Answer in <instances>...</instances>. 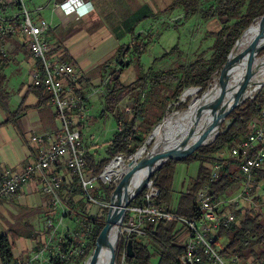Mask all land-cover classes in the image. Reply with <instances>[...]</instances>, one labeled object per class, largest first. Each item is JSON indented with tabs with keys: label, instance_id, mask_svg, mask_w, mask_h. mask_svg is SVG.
I'll return each instance as SVG.
<instances>
[{
	"label": "trees",
	"instance_id": "1",
	"mask_svg": "<svg viewBox=\"0 0 264 264\" xmlns=\"http://www.w3.org/2000/svg\"><path fill=\"white\" fill-rule=\"evenodd\" d=\"M204 4H208V7L203 8ZM171 7V11L182 9L185 19L200 14L202 19L206 21L220 20L223 23L222 28L209 34L214 42L199 59L182 65L176 70L160 71L153 74L146 73L131 84H124L121 80L124 70L131 65V60L124 63L120 59L126 58L131 52L135 54L137 59H141L144 50L148 48V43L143 41V46L135 43V46L132 47L121 45L118 48L117 57L120 64H118V69L112 72L114 78L105 97V111L112 114L119 130L110 141L106 156L103 159L99 160L95 152L86 153L85 159L88 170L94 176L102 174L106 165L118 156H134L145 145L153 127L164 119L166 113L173 110L168 108L172 103H178V106L175 107L177 111L186 109L190 100L180 102V97L184 91L193 87L199 88V96L203 97L213 82L215 74L223 71L230 52L239 38L253 23L264 17V0H174ZM156 17L155 12L150 11L149 14L135 20V25L129 32L130 37L133 40H142L141 36L136 34L137 25L149 19H157ZM177 49L175 46L161 58L172 55ZM208 53H210L209 57H207ZM263 54L264 50L260 55ZM4 59L2 58L0 63ZM70 64L73 65V63ZM103 68H106V65ZM36 88L40 90L42 95H45L43 88ZM83 89L79 92L81 96H84ZM128 97L134 98L131 106L132 114L130 112L132 117L128 116L130 114H126L128 109L121 106ZM154 109L158 111L155 113ZM263 109L264 87L254 99L247 100L242 106L229 112L226 119L230 124L222 125L218 137L212 144L188 154L182 160H170L166 163L151 179L160 190L158 205L179 218L191 221L200 215L197 195L206 184H210L209 196L215 204L222 198L240 192L247 180L241 173L242 161L239 158L228 157L225 152H230L239 141L250 134V124L259 119ZM22 112L23 110L17 111L15 116ZM153 140H156L157 144L158 139L153 138ZM194 163L199 164L196 176L190 179L186 190L180 192L178 199H175L174 183L178 165L189 166ZM215 165L220 167L219 176L216 181L210 182L211 172ZM253 182H255L253 193L258 195V187L264 185V168L253 173ZM117 187L118 185L115 183L107 185L100 182V191L96 196L110 203L112 194ZM143 195L144 193L135 199L130 207L141 205ZM255 202L264 208L259 196H256ZM108 210V207L105 208V214L102 216L87 214L82 218L84 225L81 230L83 235H86L88 228L92 226V235L87 239L88 243L83 248V256L70 257L64 262L56 259L54 263L85 264L92 255L96 240L105 226ZM259 212L260 210L252 209L242 216L239 211H236L237 217L241 218L240 222L231 225L229 228L222 227L220 229L219 242L227 240V244L223 245L224 254L235 256L245 264H264V220L260 218ZM83 213L86 212L83 211ZM128 220L127 212L125 223ZM186 227L183 222L176 219L164 221L157 225L147 224L144 227L143 236L134 234L129 238V242H132L134 256L131 258L127 254L125 262L127 264H151L153 257L158 256V264H179V257L185 249L182 234ZM141 238H146L148 242H142ZM73 243L75 247L80 246L78 241ZM65 247V245H61V249H65ZM123 250L124 239L121 238L116 250V259L119 263L122 261ZM249 256L252 257V261L248 259ZM0 258L3 264H18L13 257L12 245L7 236L0 238Z\"/></svg>",
	"mask_w": 264,
	"mask_h": 264
},
{
	"label": "crops",
	"instance_id": "2",
	"mask_svg": "<svg viewBox=\"0 0 264 264\" xmlns=\"http://www.w3.org/2000/svg\"><path fill=\"white\" fill-rule=\"evenodd\" d=\"M83 2L89 3L82 10H91L84 16L66 15L62 10L48 13L51 28L46 39L51 44L50 54L56 61L73 63L83 73V79L87 83L108 89L114 78L112 72L118 69L121 61L117 57L118 48L121 45L133 46L129 32L135 25V20L153 9L150 0ZM8 10L9 17L17 15L15 7H9ZM40 11L41 9L37 14L42 18ZM160 17L163 18V15L137 25L136 34L141 36L142 41H147L144 36L149 37L147 32L152 27L157 30L160 23L164 24L165 19ZM4 46L7 57L0 63V183L8 170L22 172L38 160L40 147L32 141L34 136L57 134L61 129V120L55 106L32 85L33 71L40 65L30 51L27 37L22 34L7 37ZM113 63H116V67L112 71ZM105 65L106 68H103ZM83 94L88 97L91 113L97 109L99 113L105 111V102L100 107L98 96L89 97L86 88L83 89ZM103 97L105 100L106 96ZM19 110L23 112L15 116ZM85 124L74 126L73 129L79 128L82 135ZM81 142L85 145V141ZM88 148L90 149L86 153H94V148ZM58 171L64 184V191L61 192L64 213L54 209V198L41 192L37 178L17 195L10 198L0 196V238H9L13 257L20 264H55V242L60 244L59 240L65 231L83 225L81 212L85 210L87 202L77 180L71 177L64 166H60ZM185 183L183 181L178 188L179 194L186 190ZM47 219H52L56 225L62 221V226L53 234L52 228H46ZM0 264H3L1 258Z\"/></svg>",
	"mask_w": 264,
	"mask_h": 264
},
{
	"label": "built area",
	"instance_id": "3",
	"mask_svg": "<svg viewBox=\"0 0 264 264\" xmlns=\"http://www.w3.org/2000/svg\"><path fill=\"white\" fill-rule=\"evenodd\" d=\"M54 10H62L66 15L77 14L84 16L91 12L90 9L83 11L87 3L83 0H55ZM15 7L17 15L9 17V7ZM51 25L46 20L39 24L34 23L30 11L27 10L24 0H0V60L7 57L4 40L22 34L28 39V46L33 57L39 62L40 67L33 71L32 85L41 87L49 102L55 106L57 115L61 120V129L57 134L47 133L34 136L32 141L39 145L38 160L27 166L22 172L8 170L0 183V196L10 198L19 194L34 178L40 182L41 192L46 196L54 198L55 210L65 211V205L61 192L63 179L59 174V167L64 166L78 186L82 190L83 197L93 205L99 204L96 190L100 182L111 183L113 176H107L105 167L102 174L94 176L88 170L85 159L86 150L79 139L80 132L73 129L74 126L85 124L90 111L88 97L81 96L83 88V73L66 61H56L51 56V44L46 39V34ZM86 87L90 95H97L106 91L105 87ZM250 134L239 141L230 151V156L242 161L241 173L247 180L239 193L230 197L222 198L218 203L211 201L209 183L198 193L199 217L194 220H186L175 216L170 211L159 206L157 200L160 190L151 180L144 190L141 205L129 207L127 212L129 220L122 226V238L124 239V250L122 261L127 257V246L129 238L137 234L144 235V227L147 224L157 225L172 219L180 220L187 227L183 231L182 240L184 251L179 257V264H245L235 256L224 254V247L219 242V231L222 227L229 228L239 222L235 214L239 211L242 216L252 209L259 210L261 204L255 202L259 196L264 205V185L258 187L262 190L258 195L253 193V173L264 168V109L259 119L250 124ZM80 131V129H79ZM123 158L118 156L116 159ZM113 161V160H112ZM218 165L212 169L210 182H214L219 176ZM116 176V175H114ZM233 210V211H232ZM126 212V215H127ZM46 228H52L53 234L62 226L52 219H47ZM92 235V226L87 230V239ZM83 236L79 233L65 231L60 238V247L56 249V258L65 261L70 257L84 255ZM82 241V246L75 247V241ZM88 241V240H87ZM65 249H61V245ZM20 264V263H18ZM23 264V263H22ZM28 264V263H26Z\"/></svg>",
	"mask_w": 264,
	"mask_h": 264
},
{
	"label": "rangeland",
	"instance_id": "4",
	"mask_svg": "<svg viewBox=\"0 0 264 264\" xmlns=\"http://www.w3.org/2000/svg\"><path fill=\"white\" fill-rule=\"evenodd\" d=\"M55 2H56L55 0H24V4L26 5V8L28 11H30L32 20L36 24H39V22L42 19L49 22L48 13H51L52 10L54 12ZM173 2L174 0H150V4L153 9V12L160 14V15H156L157 16L156 18L163 15V18L161 17L160 18L165 19V21H163L164 24L160 23V27L157 30H153L152 29L153 27H152L147 32L149 33L148 34L149 37H145L146 35L144 36V38H146L145 40H147L146 42L148 43V48L144 50V54L142 55L141 59H137L133 52L129 53V56L127 55L126 58L120 59L124 63H127L128 61L131 60V65L124 70L123 75L121 77V80L124 84H131L132 82L136 81L141 75H144L146 73L153 74V73H157L160 71L166 72L169 70H176L182 65H187L190 62H193L199 59L201 55L207 52L209 48L212 46L214 40L209 36V34L211 32L219 31L222 28L223 23L217 19L206 21L202 19L200 14L185 19L183 18L184 12L182 9H176L174 11H171L172 9L171 6ZM207 7H208V4L203 5V8H207ZM39 9H41L40 14L42 13L41 14L42 18H40L39 14H37V12H39ZM167 9L169 10L167 11ZM34 11H36V13ZM135 43H138L140 46H143L142 40H138V39L133 40V43H132L133 46H135ZM175 46H177L178 49L172 55L161 58L163 55L170 52ZM260 53L258 54V57H261L264 55V54L260 55ZM209 54L210 53L207 54V57H209ZM111 67H112L111 70L113 71L116 67V63H113ZM150 68H151V71H149ZM222 72L223 71H221V73L215 74L213 78V82L210 84L208 89H213L217 87V85L219 84L221 80ZM82 84L84 88H86L87 85L88 87L90 86L89 83L85 81V79H83ZM261 89L253 94L252 96L253 99L261 91ZM108 92L109 90L106 89L105 92L95 95V96H98V99L100 100V104H99L100 107L103 106L105 102V100H103L104 99L103 96H106ZM201 98L202 97L199 96V91L197 90V88L193 87V88L187 89L186 91L182 93L180 97V102L182 103V102H186L187 100H190V103L188 104L189 106L193 101L195 102L196 99H201ZM133 100H134L133 97H128L121 104L123 108L128 109V112L126 113L127 115L130 114V112L132 111L131 106H132ZM248 100H252V99L249 98ZM199 103L200 102H197L194 105L196 104L198 105ZM177 106H178V103H172L168 108L170 109L172 108L173 110H171L170 113H166L164 119L170 116L171 114L176 113L177 110L175 107ZM89 111H90V114H89L88 120L85 124L82 135L80 134L79 136V139L81 141L82 140L85 141V145L83 144V146L85 150H87V152H88V149H90L88 148V146L94 148L95 150L94 152L97 154L98 158L101 160L106 156L108 145L110 141L113 139L114 135L118 132L119 126L114 120L111 113L102 111L103 114H101L102 112L99 113L98 109L97 111L95 110L91 113V108H89ZM154 111L156 113V111L158 110L154 109ZM131 114L128 116L132 117L133 115ZM226 118L224 119L222 125L230 124V122L227 121ZM157 128L155 129V127H153V129H155L158 132L159 130H157ZM76 131L79 132V128H77ZM91 144H94V146H91ZM151 146H152L151 144L145 145L146 152L140 158V160L146 156ZM225 154L228 157H230V152H225ZM122 157L125 159L126 164L130 165L134 161L135 155L132 157H125V156H122ZM198 168H199L198 163H194L189 166H186L183 164L178 165L177 171H176L175 183H174V186L176 189V192H175L176 198L179 196L178 188L180 187L181 183H183V181H186L185 183V189H186L187 184H189L190 179L196 176ZM115 175L116 176H113L111 183H108L107 185H110L113 183H115L116 185L120 184L121 182L120 175L119 174H115ZM99 191L100 189L98 187L95 195H98ZM261 192L262 190H259V192L257 191V193H261ZM97 200L99 204L93 205L90 202L88 203L87 200L85 199V202L87 203L85 206V210L84 209L83 210L86 213H83V210H82L81 212L82 217H85L87 214L90 216H102L103 214H105L104 209L107 207L109 208L110 203H107L101 200V198H99L98 196H97ZM259 210L260 212L258 214L260 218L264 220V208L260 207ZM240 219L241 218H239V222H240ZM83 225L79 227H76V226L72 227L70 232L79 233V236L80 235L83 236L82 230H81ZM121 238H122V233L120 235V239ZM140 240L144 243L148 242L146 238H141ZM78 242L80 243V246H82V241L79 240ZM83 242H85V244L88 243L86 237L83 238ZM221 243L222 245H226L227 240H222ZM55 247L56 248L60 247V244L57 241L55 242ZM248 259L252 261V257L249 256ZM158 261H159L158 256H155L153 257L151 264H158ZM116 264H127V263L125 261H121L120 263L117 261Z\"/></svg>",
	"mask_w": 264,
	"mask_h": 264
},
{
	"label": "water",
	"instance_id": "5",
	"mask_svg": "<svg viewBox=\"0 0 264 264\" xmlns=\"http://www.w3.org/2000/svg\"><path fill=\"white\" fill-rule=\"evenodd\" d=\"M254 24L255 23H253L247 29V31L243 34V36L239 38L235 46L232 48L228 61L224 65L222 77L217 87L213 89H207L203 97L200 99V104L192 111L190 110V106L192 104L191 103L187 109L178 110L176 113L166 117L160 124L155 126L156 129L157 127L165 124V121H168V119L173 115L183 114L187 112V115L184 118L187 124H185V128L182 130V132L179 133V135L170 138H164L158 145H156V140H151L155 129H153L152 133L148 136L145 145L151 144L152 146L146 156L143 157L139 162L140 164H144V166L146 167V173L138 186L128 194L125 193V182L129 177L132 176L133 172L129 173L123 180H121L117 189L112 194L105 226L96 240V246L92 252V255L88 258L85 264H99L100 259L105 251H107L109 255L108 264L117 263V244L122 233V226L125 220L126 212L132 202L137 199L147 188L152 177L155 176L156 173L170 160H182L188 154L193 153L204 146L212 144L218 137L222 127V123L229 112L239 106H242L249 99L248 98L237 106L230 108L226 112L225 118L219 120L212 126L213 129L217 130V136L214 140L208 143H203V140H199L191 144L190 141L192 139V136L195 134L197 121L205 112L213 113L220 100L227 95V92L229 91L231 75L233 74V72L240 66L244 65L247 60L253 62L257 58H262L264 56L263 55L261 57H258V54L264 50V17L256 22L257 34L254 37L252 44L248 49L238 54L239 46H242L244 37L253 28ZM250 75H252V73H249L248 76ZM244 82L245 81H243L241 84H243ZM263 86L264 84L262 85V87ZM197 90L199 91L200 89L197 88ZM250 98L253 99V97ZM145 145L135 154V156L142 149H146ZM113 161L106 165V167L109 166ZM115 222L118 223V230L114 236V240L111 241L110 235ZM127 254L131 258L134 256L132 242L128 243Z\"/></svg>",
	"mask_w": 264,
	"mask_h": 264
},
{
	"label": "bare ground",
	"instance_id": "6",
	"mask_svg": "<svg viewBox=\"0 0 264 264\" xmlns=\"http://www.w3.org/2000/svg\"><path fill=\"white\" fill-rule=\"evenodd\" d=\"M257 34L256 23L253 25V28L249 31V33L244 37L242 41V46L238 48V54L242 53L249 48L252 44L254 37ZM249 73L252 75L248 76ZM245 81L243 84H241ZM264 84V56L262 58H257L255 61H246L244 65L240 66L236 69L231 75L229 91L227 95L222 98L217 105L215 111L205 112L199 120L197 121V127L195 130V134L192 136L191 144L203 140V143L211 142L217 136V130L213 129L212 126L217 123L219 120L224 119L226 116V112L238 104L242 103L244 100L253 96L255 92L260 90L262 85ZM252 87V88H251ZM200 102V99H196L195 102L191 104L190 110L192 111L198 105H194L195 103ZM187 115V112L183 114L173 115L165 121V124L159 126L157 130H155L152 138H157L158 145L164 138H170L179 135L180 132L185 128V124H187L184 119ZM146 149H142L134 158V161L127 165L124 158L116 159L112 162V164L107 168V176H114L115 174L120 175V179L123 180L126 175L133 172L132 176L129 177L125 182V193H130L133 189H135L142 178L146 173V167L144 164H140V158L145 154ZM118 230V223L115 222L113 226V230L111 231L110 240H114V236ZM109 255L108 252L105 251L100 259L99 264H108Z\"/></svg>",
	"mask_w": 264,
	"mask_h": 264
}]
</instances>
